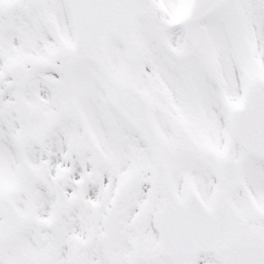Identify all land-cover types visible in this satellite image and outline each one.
<instances>
[{"label":"snow or ice","instance_id":"1","mask_svg":"<svg viewBox=\"0 0 264 264\" xmlns=\"http://www.w3.org/2000/svg\"><path fill=\"white\" fill-rule=\"evenodd\" d=\"M0 264H264V0H0Z\"/></svg>","mask_w":264,"mask_h":264}]
</instances>
